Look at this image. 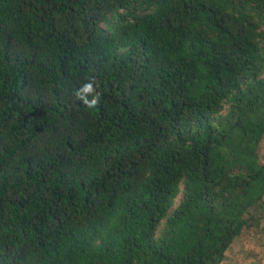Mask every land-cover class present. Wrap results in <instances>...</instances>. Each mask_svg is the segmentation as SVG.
Wrapping results in <instances>:
<instances>
[{"label":"trees","instance_id":"trees-1","mask_svg":"<svg viewBox=\"0 0 264 264\" xmlns=\"http://www.w3.org/2000/svg\"><path fill=\"white\" fill-rule=\"evenodd\" d=\"M261 147L264 0H0V264H230Z\"/></svg>","mask_w":264,"mask_h":264},{"label":"rangeland","instance_id":"rangeland-1","mask_svg":"<svg viewBox=\"0 0 264 264\" xmlns=\"http://www.w3.org/2000/svg\"><path fill=\"white\" fill-rule=\"evenodd\" d=\"M260 157L264 161V148L261 147ZM255 220V225L242 235L243 239L237 240L229 252L234 255L239 252L236 260L230 264H264V208H259L258 204L251 207L247 213ZM162 227L159 228V231Z\"/></svg>","mask_w":264,"mask_h":264},{"label":"clouds","instance_id":"clouds-1","mask_svg":"<svg viewBox=\"0 0 264 264\" xmlns=\"http://www.w3.org/2000/svg\"><path fill=\"white\" fill-rule=\"evenodd\" d=\"M74 94L76 98L88 108L97 106L101 100V93L97 91L96 86H94L92 81H88L81 85Z\"/></svg>","mask_w":264,"mask_h":264}]
</instances>
